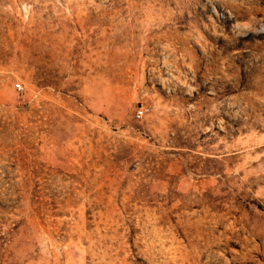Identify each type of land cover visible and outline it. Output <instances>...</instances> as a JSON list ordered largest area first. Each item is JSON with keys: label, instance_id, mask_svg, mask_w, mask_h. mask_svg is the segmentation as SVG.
I'll return each mask as SVG.
<instances>
[{"label": "rangeland", "instance_id": "obj_1", "mask_svg": "<svg viewBox=\"0 0 264 264\" xmlns=\"http://www.w3.org/2000/svg\"><path fill=\"white\" fill-rule=\"evenodd\" d=\"M0 264H264V0H0Z\"/></svg>", "mask_w": 264, "mask_h": 264}, {"label": "built area", "instance_id": "obj_2", "mask_svg": "<svg viewBox=\"0 0 264 264\" xmlns=\"http://www.w3.org/2000/svg\"><path fill=\"white\" fill-rule=\"evenodd\" d=\"M16 87H17L18 89H21V88H22V86H21L20 83H17V84H16ZM147 111H148V108H147L146 106H144V105L140 106V107L137 109V111H136V116H137V118H142V117L146 114Z\"/></svg>", "mask_w": 264, "mask_h": 264}]
</instances>
